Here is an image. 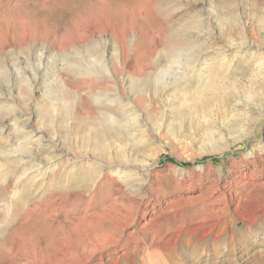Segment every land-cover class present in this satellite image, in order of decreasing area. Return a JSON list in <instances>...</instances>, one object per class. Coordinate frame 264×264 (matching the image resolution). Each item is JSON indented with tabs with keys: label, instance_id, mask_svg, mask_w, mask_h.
I'll return each instance as SVG.
<instances>
[{
	"label": "rangeland",
	"instance_id": "374dc122",
	"mask_svg": "<svg viewBox=\"0 0 264 264\" xmlns=\"http://www.w3.org/2000/svg\"><path fill=\"white\" fill-rule=\"evenodd\" d=\"M162 33L168 51L159 67L156 42ZM82 40L85 45L73 50ZM220 54L234 58L233 69L203 89L210 68L211 73L222 69ZM240 54L246 57L242 62L235 57ZM187 56L206 59L210 66L202 69L198 60L193 67L201 80L193 75L184 85L172 84L178 60L191 66L193 61H184ZM118 57L126 59L127 70ZM72 70L88 72L93 81H78ZM106 93L122 99L112 106L98 103ZM125 104L135 105L140 114L136 138L115 131L108 119L111 113L120 117ZM22 129L37 134L34 138L43 136L39 148L38 143L26 146L35 162L55 155L56 177L62 169L76 168L75 178L57 197L67 194L73 202L84 194L87 201L75 206L89 211L126 213L136 207L123 241L136 230L155 234L165 246L162 251L141 243L134 249L139 240L129 239L131 244L119 246L111 262L146 264L150 258L152 264H220L217 255L205 260L203 246L190 240L186 223L197 221L223 186L233 187V204L245 196L252 202L250 193L253 201L264 199V0H0V169L17 165V155L7 146ZM116 162L128 164L127 183L111 174L94 186L83 179L88 163L107 167ZM244 163L250 168L241 169ZM254 166L259 171L246 178ZM8 182L0 203L9 199ZM144 208L147 216L139 220ZM25 225L16 241L47 256L49 230L32 221ZM56 230L59 236L69 231ZM257 247L264 249V242ZM255 254H242V264H252Z\"/></svg>",
	"mask_w": 264,
	"mask_h": 264
},
{
	"label": "bare ground",
	"instance_id": "6f19581e",
	"mask_svg": "<svg viewBox=\"0 0 264 264\" xmlns=\"http://www.w3.org/2000/svg\"><path fill=\"white\" fill-rule=\"evenodd\" d=\"M149 28H151L150 25H148V30ZM144 29H147V26L142 30ZM150 31L151 30H149V32ZM150 33H152V31ZM155 39L156 38H154V40ZM157 39L158 40L156 43L158 46V52L156 66L160 67L162 64L161 58L168 51L167 36L162 33V36H159ZM85 42L86 40L76 42L72 45V49L77 50L79 46H84ZM177 43L176 45H178ZM172 45L175 46V43ZM174 46L173 48L175 49L176 46ZM130 50L131 49L128 50L127 48V51ZM175 53L178 54L177 52ZM220 55L222 58L217 62L219 63L218 68L222 69H220V72L211 73L214 68H210L211 72H209L203 79V81L205 80V85L201 86L203 89L210 87V82L214 83L218 79L223 80V78L227 76L228 72L231 73L234 64V58L230 59L227 54ZM235 57L239 59V62H242L246 59V57L241 54ZM125 60L121 57H118L117 59L118 64L122 66V68L126 67L127 63ZM198 60L202 62V65L200 66L202 69H208L210 65L206 59H194L187 56L184 60L186 63L193 61L189 67H186L184 64H180L181 60H178L177 63H179V67L177 69L179 70L172 73V84L179 83L180 85H184L183 83L186 81L194 80L193 78L195 77L193 75H196L198 79H200L202 76L197 70V65L196 67H193V65L196 64ZM213 61L215 60L213 59ZM127 66H129V64ZM125 69L127 70V68ZM72 73L73 74L71 76L77 77V80L83 83H87V80L90 76L88 72L76 73L75 70H72ZM131 73L128 75L129 77L131 76ZM153 74L154 73L152 72L149 75L147 73V75L150 77ZM135 75L137 76V74H134V76ZM139 77L137 76V78ZM145 77L146 76H144V78ZM94 78L96 80L99 79L98 76L93 77V79ZM143 80L145 81V79ZM165 81L167 80L165 79ZM167 83L169 82H164V85L167 86ZM108 94H102L99 98H97V102L101 103L106 101L110 106H112L114 102L122 99L112 98L110 94ZM122 111L123 112L120 111V117H117L115 114L111 113L108 116L110 123L114 125L115 131H124L125 133L129 134L130 137L136 138V127L140 125L141 122L140 114L136 106H127V104H125L122 106ZM27 130H19L15 136V141L9 143L8 146L6 145L10 151L9 153L12 152L13 154L14 152L17 155L15 157L18 158V163L15 161L17 163L15 168L10 170H2V168L0 169V191L8 187V181H12V187L9 189V197H7L9 199H4L0 203V264H117L115 261H111L116 257L115 254L119 252L118 247L129 246L131 244L129 239L133 238H138L139 240L136 242V244H134V249H136L137 244L146 243L149 247H156L162 251L165 250L164 245L157 243L155 234L149 235V232L136 230L131 231L128 233L127 239H124L126 241H123V231L130 226V220L134 217V211L136 210V207L135 210L132 208V210H134L133 212L130 211L126 213L116 210L115 208H98V210L94 209L93 211H89L85 207L79 206L76 208L77 206H75L87 201V198L84 194L74 197L75 200H73V202H69V197L67 198V194H64L63 197H57L59 194H63L62 192L67 189L70 181L75 178L74 173L76 172V168L73 166L72 168L70 167V169H62L61 174L56 177L55 174L56 170L58 169V164L54 163L55 161H53L55 155L51 157L48 156V158H44L42 161L39 160L40 162H35L37 157L32 155L33 152H30L29 150L27 151L26 146L28 145L30 149V146L38 143L39 148V143L41 142L40 137L43 136L38 135L37 138H34L37 136V134L27 132ZM23 153H29L30 155L27 154L28 156L24 157ZM2 164L3 163L0 162V167ZM87 167L85 178L83 179L85 181L93 180L94 182L92 186H94L96 182L99 183L102 178H108L109 175L107 174H111L114 176L116 181L123 182V184L127 183L128 179L131 177V174L128 170L129 166L128 164L124 163L116 162L107 167L103 166L101 163H88ZM249 168L250 164L244 163L241 169ZM258 168V166H254V168L250 169L249 172L245 174V177H254L259 171ZM112 178L113 177L110 179ZM229 189L230 191L226 189L225 186H223L221 195L215 197L214 200L205 205L207 206V209L197 221L190 220V218L187 220L188 222L186 224L189 227L187 230L188 237L190 240L195 242V246H203L202 254L206 261L213 259V257L217 255L220 264H242L244 255L256 252V257L252 261V264H264V249H259L257 247L258 244L264 242V199L263 201H253V199H255V195L254 193H250L248 198L252 202H247L245 196L239 197L237 201H235V204H233V199H229V195L233 193V187H229ZM93 199L94 197L91 195L90 200ZM113 200H116V198H113ZM114 202L115 201H113V203ZM110 204H112V202H110L108 205ZM113 205L116 206V204ZM189 214H192V211H189ZM146 216L147 211L146 208H144L139 220H142ZM31 221L38 223L39 227L49 230L45 234L47 247L50 248L48 250L47 256L43 250L38 251L35 247H33V245L30 244H19L15 239V234L19 230L24 229L26 226L25 224L30 223ZM57 228H66L69 231L62 233L59 236L55 232L57 231ZM140 234H143L141 238L138 237ZM174 243H176V241ZM141 247L142 246H140V248ZM132 250L130 252H132ZM139 250V252L142 254V252H144V247ZM127 256L129 255L125 254V258H127ZM146 264H152L150 258L147 260Z\"/></svg>",
	"mask_w": 264,
	"mask_h": 264
}]
</instances>
